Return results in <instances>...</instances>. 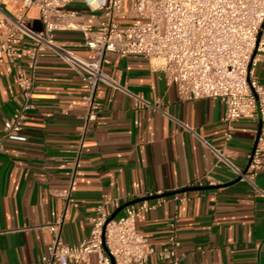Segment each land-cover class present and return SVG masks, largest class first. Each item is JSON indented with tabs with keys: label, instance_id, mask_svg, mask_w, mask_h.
I'll return each mask as SVG.
<instances>
[{
	"label": "crops",
	"instance_id": "1",
	"mask_svg": "<svg viewBox=\"0 0 264 264\" xmlns=\"http://www.w3.org/2000/svg\"><path fill=\"white\" fill-rule=\"evenodd\" d=\"M70 8L93 25L103 21L100 12L89 13L79 3ZM26 21L31 30H41L35 9L26 12ZM56 42L88 55L79 32H60ZM157 66L156 60L109 54L104 70L127 93L100 87L93 100L96 120L83 134L88 102L82 79L53 54H41L24 141H7L8 153L0 154V264L37 262L51 240L36 229L41 225L61 217V237L75 245L88 236L102 196L118 199L108 207L111 217L147 192L154 194L149 203L167 199L137 228L157 250L172 242L178 264H264V196L244 182L232 183L225 168L213 174L222 187L191 190L215 161L201 140L223 146V106L210 99L180 101ZM256 74L264 86V62ZM20 103L16 72L4 63L0 132ZM258 127L256 120L233 126L227 151L241 169L249 164ZM255 184L264 193V168ZM66 192V198L59 195ZM174 194L190 200L174 201ZM83 264H98L96 256ZM146 264L171 261L151 256Z\"/></svg>",
	"mask_w": 264,
	"mask_h": 264
},
{
	"label": "built area",
	"instance_id": "2",
	"mask_svg": "<svg viewBox=\"0 0 264 264\" xmlns=\"http://www.w3.org/2000/svg\"><path fill=\"white\" fill-rule=\"evenodd\" d=\"M75 3L89 13L100 12L103 21L97 25L85 21L79 11L70 8ZM29 9L38 12L40 31L27 26ZM60 32H79L88 55L80 56L59 45L56 35ZM45 52L82 79L88 102L82 117L83 134L96 120L98 108L93 100L100 87L127 93L105 72L107 56L156 60L166 85L175 88L180 101L210 99L223 106V146L214 148L201 140L215 161L191 187L217 186L213 174L225 168L264 196L255 184L264 168V147L260 146L264 143V86L256 74L264 62V0H0V66L8 63L15 70L21 99L3 122L0 154L8 153L7 141H24L22 132L32 108L39 58ZM241 120L260 124L245 169L227 151L233 126ZM59 195L66 198L69 193ZM153 196L143 194L141 201L125 207L114 219H110L108 207H114L118 199L102 196L90 217L88 236L75 245L63 241L61 217L39 226L36 229L48 233L51 240L38 261L30 264H83L91 255L98 264H146L151 256L178 264L172 242L171 247L157 250L137 228L145 214L167 199L149 203L147 199ZM172 199L181 202L190 197L174 194ZM175 226L176 221L169 224L171 230Z\"/></svg>",
	"mask_w": 264,
	"mask_h": 264
},
{
	"label": "water",
	"instance_id": "3",
	"mask_svg": "<svg viewBox=\"0 0 264 264\" xmlns=\"http://www.w3.org/2000/svg\"><path fill=\"white\" fill-rule=\"evenodd\" d=\"M260 128V124H259V127H258V130ZM256 144H257V140H256ZM256 144L254 146V149L256 147ZM254 151V150H253ZM239 180L238 179H235L232 183H235V182H238ZM222 186H213V187H209V186H205V187H196V188H192L191 190L193 191H202V190H211V189H216V188H220ZM183 191H186V190H183ZM141 200H137V201H134V202H130L128 204H124L123 206H121L111 217L110 219H114L115 216L117 215L118 212H120L121 210H123L125 207L131 205V204H134V203H137Z\"/></svg>",
	"mask_w": 264,
	"mask_h": 264
}]
</instances>
